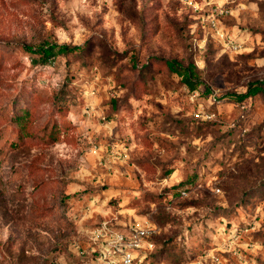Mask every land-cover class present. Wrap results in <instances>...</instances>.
I'll list each match as a JSON object with an SVG mask.
<instances>
[{
  "label": "rangeland",
  "instance_id": "374dc122",
  "mask_svg": "<svg viewBox=\"0 0 264 264\" xmlns=\"http://www.w3.org/2000/svg\"><path fill=\"white\" fill-rule=\"evenodd\" d=\"M257 81L264 0H0V264H95L104 224L153 225L152 264H264Z\"/></svg>",
  "mask_w": 264,
  "mask_h": 264
},
{
  "label": "built area",
  "instance_id": "2783aa9c",
  "mask_svg": "<svg viewBox=\"0 0 264 264\" xmlns=\"http://www.w3.org/2000/svg\"><path fill=\"white\" fill-rule=\"evenodd\" d=\"M211 23L216 39L226 49H240V44H237L228 32L214 20ZM214 101L218 100L214 98ZM182 195L185 196L186 192L183 191ZM156 235L157 229L153 225L131 227L128 231L120 233L113 232L104 224L96 236V240L104 238V243L94 252L95 264H149L148 256L155 249L152 238Z\"/></svg>",
  "mask_w": 264,
  "mask_h": 264
},
{
  "label": "trees",
  "instance_id": "16d2710c",
  "mask_svg": "<svg viewBox=\"0 0 264 264\" xmlns=\"http://www.w3.org/2000/svg\"><path fill=\"white\" fill-rule=\"evenodd\" d=\"M26 50L28 53L35 56L34 58H32L33 65L46 66L52 63V61L58 56L68 57L73 54L83 53L84 48L81 46H70L67 44L59 45V44L47 43L37 49H33L32 47H27ZM166 64L172 73H175L182 78V80L184 81V84L187 87H189V89L195 90L197 88V85L199 82L196 78L197 69L195 65L184 67L182 64H180L178 61H175V60L167 61ZM262 93H264V82L257 81V82L250 84L245 94L236 96L237 100L235 102L243 104L246 100L254 98L257 95H260ZM53 135L54 134H52L51 136L54 138L55 136ZM156 238L157 237L152 238V241L155 244V249L148 256L149 264L153 263V260L157 255Z\"/></svg>",
  "mask_w": 264,
  "mask_h": 264
}]
</instances>
